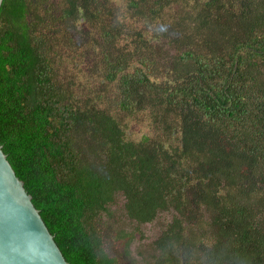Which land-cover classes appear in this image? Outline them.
Here are the masks:
<instances>
[{
    "label": "trees",
    "instance_id": "trees-1",
    "mask_svg": "<svg viewBox=\"0 0 264 264\" xmlns=\"http://www.w3.org/2000/svg\"><path fill=\"white\" fill-rule=\"evenodd\" d=\"M50 2H2L0 145L67 263L119 264L120 194L137 227L173 213L143 264H264V0Z\"/></svg>",
    "mask_w": 264,
    "mask_h": 264
},
{
    "label": "water",
    "instance_id": "water-1",
    "mask_svg": "<svg viewBox=\"0 0 264 264\" xmlns=\"http://www.w3.org/2000/svg\"><path fill=\"white\" fill-rule=\"evenodd\" d=\"M0 264H68L1 145Z\"/></svg>",
    "mask_w": 264,
    "mask_h": 264
},
{
    "label": "rangeland",
    "instance_id": "rangeland-1",
    "mask_svg": "<svg viewBox=\"0 0 264 264\" xmlns=\"http://www.w3.org/2000/svg\"><path fill=\"white\" fill-rule=\"evenodd\" d=\"M57 1L58 0H51L50 4H57ZM167 16L168 12L165 13V17ZM165 22L169 21L165 20L164 23ZM74 51L75 55L73 59L68 58L67 61L65 79H72L75 82L83 83L87 76L83 74H75L74 72V67L76 65L74 58L77 54L80 56L84 52L81 41L74 45ZM100 52L101 51L98 50L97 55H99ZM82 67L87 69L88 65L85 63L82 65ZM91 83L94 86L98 83L96 77H92ZM126 133L134 141L139 140L141 136L144 135L149 137L154 136L153 130L151 129V122L148 118H145L141 122H131L128 125ZM123 206L124 198L120 194L116 195L114 204L110 208V210L113 212L112 217L114 218V221L117 222L116 225H114L110 219H106L103 215V217L96 219V227L101 231L105 250L109 255L118 258L119 264H128L130 258H126L124 255L123 247L126 239L117 240L116 238L118 230H121L122 228H125L126 231L135 230V236L130 246V255L131 257L138 260L140 264H143V259H147L146 257L152 254L154 249L153 242L162 234L166 228V224L173 218V213H159L151 223H145L137 227L135 222L131 221L125 216ZM194 226H196V220L188 222L189 228Z\"/></svg>",
    "mask_w": 264,
    "mask_h": 264
}]
</instances>
